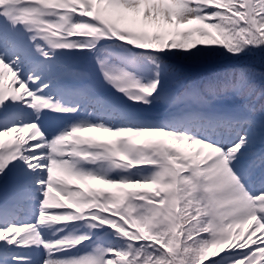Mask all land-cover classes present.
I'll list each match as a JSON object with an SVG mask.
<instances>
[{"label": "snow or ice", "instance_id": "obj_1", "mask_svg": "<svg viewBox=\"0 0 264 264\" xmlns=\"http://www.w3.org/2000/svg\"><path fill=\"white\" fill-rule=\"evenodd\" d=\"M0 264H264V0H0Z\"/></svg>", "mask_w": 264, "mask_h": 264}]
</instances>
